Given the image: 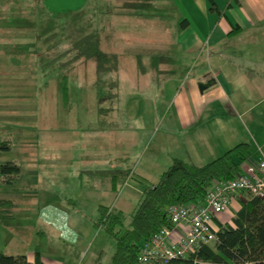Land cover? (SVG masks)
I'll return each instance as SVG.
<instances>
[{"label":"rangeland","instance_id":"obj_1","mask_svg":"<svg viewBox=\"0 0 264 264\" xmlns=\"http://www.w3.org/2000/svg\"><path fill=\"white\" fill-rule=\"evenodd\" d=\"M120 2L0 0V164L16 160L21 168L13 184L0 182V199L14 201L0 207V213L17 212L32 222L47 203L61 201L76 230L89 235V247L103 249L101 264L107 263L117 240L94 223L100 205L121 207L128 223L145 177L158 181L162 169L179 156V130L169 128L172 113L169 91H162L164 76L140 73L157 59L137 64L138 53L149 50L131 45L149 38L110 34ZM82 4L94 14L103 47L118 53V70L98 74L95 60L77 57L68 49L69 41L44 43L39 37L40 30L59 18L56 12ZM258 36V53L248 56L251 51L243 44L236 51L240 59L223 66L232 70L231 82L245 95L248 112H240L241 119L222 120L240 134L233 145L247 141L254 149L264 141V63L258 59L261 54L264 58V27ZM52 43L57 44L48 47ZM60 51L65 52L54 58ZM114 177L116 189L111 187Z\"/></svg>","mask_w":264,"mask_h":264},{"label":"crops","instance_id":"obj_2","mask_svg":"<svg viewBox=\"0 0 264 264\" xmlns=\"http://www.w3.org/2000/svg\"><path fill=\"white\" fill-rule=\"evenodd\" d=\"M81 6L85 7V4ZM118 7L113 13L118 22L110 34L114 36L120 31L134 34L137 39L149 38L147 42L135 40L131 44L133 48L149 50L143 52L144 56L138 53L141 61L138 60L137 64H144L143 60L149 57L157 59L152 68L139 66L140 73L153 72L152 75L164 76L162 91H169L167 107L168 113H172L169 128L179 130V156L176 157L202 164L233 147L234 142L240 140V134L222 119L227 117L229 121L232 116L235 120L241 119L240 112L245 114L248 108L244 106L245 95L231 82L229 74L232 70L223 66L229 67L232 61L240 59L236 51L242 49L243 44L252 53L248 56L262 49V44L259 40L257 44L256 40L264 27V0H121ZM227 48V53L218 51ZM164 50H174L175 53L165 54ZM258 56L264 63L263 55ZM210 79L215 81L201 90L199 82ZM232 97L236 98L235 101ZM263 157L264 141L255 149L251 147L250 156L241 165L257 164ZM160 168H166V165ZM146 178L148 183L143 182L144 187H138L140 195L147 185L157 182ZM111 187H118L117 178L114 177ZM240 196L233 198L229 211L219 214L217 220L220 223H233L232 216L244 199ZM12 204L13 200L0 203V207ZM42 209V212L35 213L32 222L20 218L17 212L2 211L0 250L10 254L25 253L33 261L40 242L44 264H101L103 249L95 251L93 244L89 247V235L76 230L69 217L72 213L68 215V208L61 201L58 205L47 203ZM182 231L180 228L179 233ZM115 251L110 253L106 264H113Z\"/></svg>","mask_w":264,"mask_h":264},{"label":"trees","instance_id":"obj_3","mask_svg":"<svg viewBox=\"0 0 264 264\" xmlns=\"http://www.w3.org/2000/svg\"><path fill=\"white\" fill-rule=\"evenodd\" d=\"M56 13L52 15L56 14L59 18L39 32L44 43L53 38L58 44V41H69L71 47L68 49H74L77 57L95 60L98 74L118 70V53L103 47L102 31L96 26L93 13L85 7ZM63 52L60 51L54 58ZM250 154L251 144L241 141L202 164L174 157L159 180L144 188L128 223L122 209L100 205L101 212L94 223L103 225L116 237L113 264H141L137 260L141 244L163 226L170 225L167 206L173 203H202L212 181L234 178L242 171L241 163ZM20 169L16 160L1 163L0 182L13 184L20 177ZM9 201L12 200L0 199L1 204ZM232 220L233 223L225 224L217 220L215 240L202 244L187 256L172 258L163 264H264V195L246 193ZM41 245L39 242L33 261L25 253L10 254L0 250V264H44Z\"/></svg>","mask_w":264,"mask_h":264},{"label":"built area","instance_id":"obj_4","mask_svg":"<svg viewBox=\"0 0 264 264\" xmlns=\"http://www.w3.org/2000/svg\"><path fill=\"white\" fill-rule=\"evenodd\" d=\"M264 195V157L257 164L242 166L234 178L213 180L202 203H173L167 206L170 225H165L144 241L138 251L141 264H163L184 257L204 243L216 239L215 218L230 209L237 195ZM182 233H179V229ZM177 233V236L174 234Z\"/></svg>","mask_w":264,"mask_h":264},{"label":"water","instance_id":"obj_5","mask_svg":"<svg viewBox=\"0 0 264 264\" xmlns=\"http://www.w3.org/2000/svg\"><path fill=\"white\" fill-rule=\"evenodd\" d=\"M214 81H215V79H210L206 82L201 81V82H199V87L201 90H203V89L207 88L208 86H210Z\"/></svg>","mask_w":264,"mask_h":264}]
</instances>
